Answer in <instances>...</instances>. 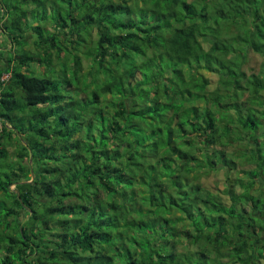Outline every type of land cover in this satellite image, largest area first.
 Returning <instances> with one entry per match:
<instances>
[{
  "label": "trees",
  "instance_id": "1",
  "mask_svg": "<svg viewBox=\"0 0 264 264\" xmlns=\"http://www.w3.org/2000/svg\"><path fill=\"white\" fill-rule=\"evenodd\" d=\"M0 122V264H264V0H0Z\"/></svg>",
  "mask_w": 264,
  "mask_h": 264
},
{
  "label": "rangeland",
  "instance_id": "2",
  "mask_svg": "<svg viewBox=\"0 0 264 264\" xmlns=\"http://www.w3.org/2000/svg\"><path fill=\"white\" fill-rule=\"evenodd\" d=\"M262 62H263V58L261 56L256 55V54H252L249 62L245 65V68L249 73L252 71L253 72H259L261 69ZM34 69H36L37 71L44 72V68L41 66H36V67H34ZM3 78H4V80L8 79L9 76H4ZM213 79H215V78L213 77ZM12 127H10V128H12ZM10 128H8V132H9ZM14 129L17 131V132L15 131L16 133L13 135V138L15 141V146H11L8 148V151L10 152V156H13L14 152H17V153L21 152V148L25 144V142L22 141L21 137L18 135L19 131L16 128H14ZM0 135L2 136V131L0 132ZM6 136H7V134H6ZM4 143H5V139H4ZM16 144H18V147L16 146ZM0 161L5 162L4 159L0 160ZM6 163H8L10 165L15 164L14 162H8V161ZM0 167H1V165H0ZM227 176L228 175H226L225 171L221 170L219 172L213 173L211 176H208L207 178H204L203 182L207 186L212 187L213 189L214 188L222 189V188H224V185L226 184L225 180H226ZM224 260H226V259H224Z\"/></svg>",
  "mask_w": 264,
  "mask_h": 264
},
{
  "label": "clouds",
  "instance_id": "3",
  "mask_svg": "<svg viewBox=\"0 0 264 264\" xmlns=\"http://www.w3.org/2000/svg\"><path fill=\"white\" fill-rule=\"evenodd\" d=\"M5 76H7V75H5ZM0 125L2 126V129L0 130V132L3 130V125H2V123L0 122Z\"/></svg>",
  "mask_w": 264,
  "mask_h": 264
},
{
  "label": "built area",
  "instance_id": "4",
  "mask_svg": "<svg viewBox=\"0 0 264 264\" xmlns=\"http://www.w3.org/2000/svg\"><path fill=\"white\" fill-rule=\"evenodd\" d=\"M2 129V126L0 125V130Z\"/></svg>",
  "mask_w": 264,
  "mask_h": 264
}]
</instances>
